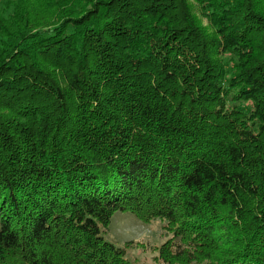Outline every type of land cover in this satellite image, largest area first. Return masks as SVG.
<instances>
[{"label": "trees", "instance_id": "obj_1", "mask_svg": "<svg viewBox=\"0 0 264 264\" xmlns=\"http://www.w3.org/2000/svg\"><path fill=\"white\" fill-rule=\"evenodd\" d=\"M189 1L0 0V264H131L126 211L161 264H264V17Z\"/></svg>", "mask_w": 264, "mask_h": 264}, {"label": "rangeland", "instance_id": "obj_2", "mask_svg": "<svg viewBox=\"0 0 264 264\" xmlns=\"http://www.w3.org/2000/svg\"><path fill=\"white\" fill-rule=\"evenodd\" d=\"M264 17V0H252ZM191 12L198 26L206 33L213 34L216 28L211 23L204 6L190 0ZM45 12L44 9L41 10ZM167 221L138 217L135 213L117 212L108 229L104 230L106 241L125 250V257L131 264H161L160 249L173 237Z\"/></svg>", "mask_w": 264, "mask_h": 264}]
</instances>
